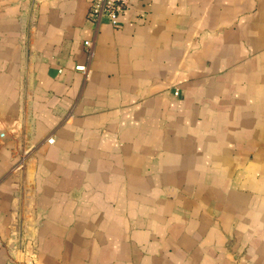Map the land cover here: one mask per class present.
Instances as JSON below:
<instances>
[{"label": "crops", "instance_id": "0c3cea01", "mask_svg": "<svg viewBox=\"0 0 264 264\" xmlns=\"http://www.w3.org/2000/svg\"><path fill=\"white\" fill-rule=\"evenodd\" d=\"M89 2L0 0V264H264V0Z\"/></svg>", "mask_w": 264, "mask_h": 264}, {"label": "built area", "instance_id": "2783aa9c", "mask_svg": "<svg viewBox=\"0 0 264 264\" xmlns=\"http://www.w3.org/2000/svg\"><path fill=\"white\" fill-rule=\"evenodd\" d=\"M130 0H90L88 6V18L93 22L106 21L112 26L118 24L120 11L129 4ZM84 46L90 54V41L85 40ZM78 71H85L86 66L79 64L75 66ZM48 141H52L50 138Z\"/></svg>", "mask_w": 264, "mask_h": 264}]
</instances>
